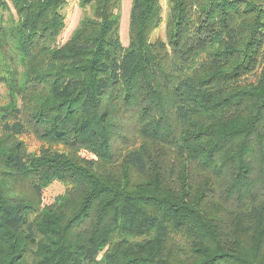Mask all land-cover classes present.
I'll list each match as a JSON object with an SVG mask.
<instances>
[{
    "label": "trees",
    "instance_id": "trees-1",
    "mask_svg": "<svg viewBox=\"0 0 264 264\" xmlns=\"http://www.w3.org/2000/svg\"><path fill=\"white\" fill-rule=\"evenodd\" d=\"M66 3L0 0V264H264V0Z\"/></svg>",
    "mask_w": 264,
    "mask_h": 264
},
{
    "label": "rangeland",
    "instance_id": "rangeland-1",
    "mask_svg": "<svg viewBox=\"0 0 264 264\" xmlns=\"http://www.w3.org/2000/svg\"><path fill=\"white\" fill-rule=\"evenodd\" d=\"M80 0H67L66 5L62 8V13L65 15L66 26L58 39V44H62L75 30L81 17L85 13H89V8L85 11L79 5ZM162 5V22L159 27L153 32L152 37H159L165 39V17L167 13L166 0H160ZM131 0H121L120 4V27L119 37L123 46L128 44V24ZM7 102L6 90L0 85V105ZM29 151H36L42 145V142L34 135L22 137ZM64 190L63 184L59 182L52 183L43 193V201L45 203L51 202L54 197L61 194Z\"/></svg>",
    "mask_w": 264,
    "mask_h": 264
}]
</instances>
